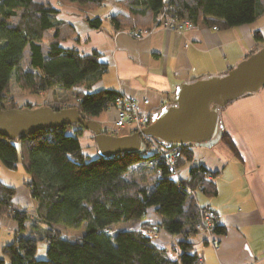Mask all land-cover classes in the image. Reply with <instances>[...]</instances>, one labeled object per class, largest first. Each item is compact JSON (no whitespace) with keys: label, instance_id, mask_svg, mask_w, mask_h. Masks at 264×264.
Returning a JSON list of instances; mask_svg holds the SVG:
<instances>
[{"label":"trees","instance_id":"trees-1","mask_svg":"<svg viewBox=\"0 0 264 264\" xmlns=\"http://www.w3.org/2000/svg\"><path fill=\"white\" fill-rule=\"evenodd\" d=\"M60 1L76 6L91 27H104L101 17L90 14L106 0ZM119 4L123 12L110 16L114 31L150 30L160 12L220 29L252 23L264 14V0H120ZM60 12L61 7L52 1L0 0L2 108L37 107L31 103L5 105L11 100L13 76L22 89L35 94L55 89L75 91L81 100L66 108H78L87 120L115 105L118 91H90L109 70L101 53L94 50L83 54L62 45L78 32L71 23L58 18ZM255 35L257 41H263L260 32ZM27 48L26 68L23 59ZM171 99L165 105H170ZM51 106L55 110L65 108ZM87 130L77 123L46 128L16 140L0 136V162L9 169L22 163L29 174L26 184L37 202V223L45 230L43 234L25 233L29 229L28 211L16 207V188L0 179V214L17 224L15 233L19 235L0 249V264H200L191 240L197 233L198 205L190 198L189 188L202 187L205 194L216 195L213 177L217 173L197 163L191 167L188 179L174 178L160 154L148 145L140 154L91 157L81 143ZM220 141L241 157L234 139L224 129ZM192 147L167 150L180 151L181 168L193 159ZM150 161L154 162L150 176L143 178L130 171ZM151 215L155 219L149 220ZM130 221L139 226L111 231L114 225ZM83 223L85 234L75 241L66 238L60 227L79 228ZM154 224L174 240L148 235L145 231ZM213 230L223 234L226 227L217 221ZM40 239L47 244L43 258L37 257Z\"/></svg>","mask_w":264,"mask_h":264},{"label":"crops","instance_id":"crops-1","mask_svg":"<svg viewBox=\"0 0 264 264\" xmlns=\"http://www.w3.org/2000/svg\"><path fill=\"white\" fill-rule=\"evenodd\" d=\"M119 1L106 0L90 14L104 20V27L100 29L91 27L78 8L62 7L58 18L71 23L78 32V36L62 45L83 54L94 50L101 53L109 70L90 91L112 89L141 103L147 99L149 104L143 108L151 113L168 103L183 83L223 75L253 49L264 46V14L252 23L227 29L198 25L186 34L154 24L148 33L135 38L129 31H114L111 26L110 16L123 12ZM257 32L261 33L263 41L256 40ZM43 94L46 93L36 96ZM51 98H54L52 94ZM115 118L114 108L94 117L104 127H111ZM220 118L241 157L226 144V148L193 146V159L182 164L180 176L188 179L191 167L197 163L217 173L213 177L217 194L207 195L201 191L205 197L200 199L199 191L196 198L199 205L216 210L218 222L226 231L216 234L212 240L196 233L191 240L201 258L200 264H264V87L229 103ZM129 128L116 135L130 134ZM83 136L94 140L89 130ZM84 152L91 157L98 155L95 144L90 146L89 152L84 148ZM3 182L17 188L14 196L17 208L33 205L34 200L24 183ZM151 217L155 219V215ZM28 227V233L33 232L30 223ZM15 229L12 219L0 215V248L13 242ZM163 238L173 240L174 237L164 234Z\"/></svg>","mask_w":264,"mask_h":264},{"label":"water","instance_id":"water-1","mask_svg":"<svg viewBox=\"0 0 264 264\" xmlns=\"http://www.w3.org/2000/svg\"><path fill=\"white\" fill-rule=\"evenodd\" d=\"M262 87L264 46L223 75L187 81L180 85L171 99L172 103L152 114L151 123L143 133L169 149L185 145L210 148L222 136L219 109ZM77 123L84 125L94 136L98 156L140 154L146 150L140 132L127 135L107 133L98 120L84 119L76 107L55 110L49 104L35 108L6 109L0 106V136L11 140L46 128Z\"/></svg>","mask_w":264,"mask_h":264},{"label":"built area","instance_id":"built-area-1","mask_svg":"<svg viewBox=\"0 0 264 264\" xmlns=\"http://www.w3.org/2000/svg\"><path fill=\"white\" fill-rule=\"evenodd\" d=\"M157 26H160L166 30L175 31L178 34H186L189 31L198 27V24L194 23L190 19L179 20L174 16L168 15L166 12H160L157 16ZM214 29H218L214 26ZM150 30H132L130 34L135 38H140L142 35L148 33ZM81 98L76 97V102ZM149 104V100L145 99L143 103L137 101L134 98H130L120 94L115 100V105L112 107L116 110V118L111 127H104L105 131L110 134H117L122 129L130 127L131 133L140 132L142 139L146 145L151 149L157 151L163 158L165 164L168 167L170 175L174 178H181L179 159L181 153L179 150H167L164 145L160 144L154 138L146 136L143 130L151 123V112L144 110L143 105ZM171 149V148H170ZM149 165L153 166L154 162L150 161ZM210 176V175H209ZM202 191V187L197 189L189 188L190 198L195 199L198 205V220L195 226L197 233H201L207 236L210 240L215 237L214 226L218 221V213L215 209L208 206H202L198 204L196 193ZM148 235L156 237L160 233H165L170 237L171 234L167 233L163 228L154 226L153 229L145 231Z\"/></svg>","mask_w":264,"mask_h":264},{"label":"rangeland","instance_id":"rangeland-1","mask_svg":"<svg viewBox=\"0 0 264 264\" xmlns=\"http://www.w3.org/2000/svg\"><path fill=\"white\" fill-rule=\"evenodd\" d=\"M37 1L44 2V3H48L50 1H52V2L56 3L57 5H59L61 8L66 6V5H71V4H63L60 0H37ZM72 6H74V5H72ZM74 7H76V6H74ZM28 61H29V50L27 48L24 52V59H23V66L26 68L28 67ZM61 91L59 90L58 92H54V93L47 91V92H44L46 94H43L41 96H36L35 93H32L28 90L22 89L16 83L15 76H13L11 79V87L9 90V96L11 97L10 98L11 100L6 101L5 105L11 106V104L13 102V104L16 106H24L27 103H31V104H34L36 106L49 104V105H53V106H60V107L66 108L67 106H72L76 103V94H75L76 92L75 91H73V90L68 91V92L64 91V90H61ZM40 94H42V93H40ZM51 94L54 97L53 99L51 98ZM81 143L84 146L85 150H87V152H89L90 146L92 144L96 145L95 140L90 139L88 137H84V136L81 138ZM215 145H217L218 147L219 146L225 147L224 146L225 143L223 141H220V142L216 143ZM152 168H153V166L144 163V164H137L134 168H131L130 171L136 173L140 177L145 178V177L150 176L153 173ZM16 169L6 168V166L2 162H0V179H1V181H8L11 184L14 183L16 185H19V184L23 185V183H24V185L26 187H28V185L26 184V181H28V179H29V174L25 171V168L23 167L21 162L19 163V166H17ZM28 189H29L30 194H31V190L29 187H28ZM199 196H200V199H202V197H205L204 194L201 193V191L199 192ZM31 197H32V195H31ZM31 199L34 200V203L32 202L33 205H29V206L24 208V210L28 211V215H29V219H30L29 223H30V226L32 227L30 231H33L34 233L43 234L45 232V230L41 225H39V223H37L38 218L37 217L35 218V216H37L36 211H35L36 206H37V202L33 197ZM21 210H23V209H21ZM0 215H2V214H0ZM151 218L152 217H150L149 220H152ZM85 226H86L85 223H83L79 228H69V227H66L64 225H60L61 229L63 230V232L66 236V238H68L72 241L77 240L78 238L82 237L85 234ZM138 226H139L138 222H136V221L123 222V223H118V224L114 225L111 228V231L114 232L118 229L133 228V227H138ZM154 226H155V224L152 225V229ZM16 228H17V224H16ZM14 232H16V229ZM16 233L18 234V232H16ZM16 233L14 235V238H17V236H19V235L16 236ZM25 233L27 234L28 230ZM164 234L165 233H160V235H158L156 237H163ZM172 239L174 240V238H172ZM0 249H2V248H0ZM46 250H47V244H46L45 240H43V239L38 240L37 257H39V258L45 257L46 256Z\"/></svg>","mask_w":264,"mask_h":264}]
</instances>
